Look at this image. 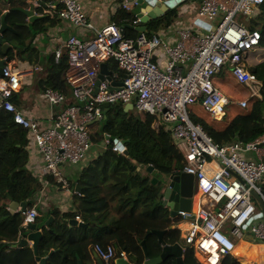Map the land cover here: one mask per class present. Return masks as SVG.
I'll list each match as a JSON object with an SVG mask.
<instances>
[{
  "label": "built area",
  "instance_id": "2783aa9c",
  "mask_svg": "<svg viewBox=\"0 0 264 264\" xmlns=\"http://www.w3.org/2000/svg\"><path fill=\"white\" fill-rule=\"evenodd\" d=\"M30 1L34 7L44 5L46 14L72 26L54 56L56 61L67 56L64 77L75 103L48 88L45 100L59 108L49 126L42 127L37 118L12 101L22 87L23 76L32 69L6 64L0 78V108L14 113L15 122L27 130L28 150L39 153L43 160L37 170L42 181L47 184L46 178L53 176L67 185L61 166L80 164L90 155L95 145L92 127L104 118L105 103L132 104L138 112L155 117V129L165 127L171 132L186 163L181 172L195 176L191 210H179L171 217L180 230L184 252L193 249L200 264H222L246 242L259 246L255 264H264V212L257 198L264 203V134L250 142L237 139L220 145L191 118L195 106L213 120H222L230 105L248 110L256 97L262 98L263 83L250 70V58L261 47L262 34L249 23L264 0H201L197 17L209 22H205L206 30L184 27L175 43L169 42L165 33L126 37L116 23L97 29L82 0ZM122 4L130 8L128 3ZM241 17H245L244 23ZM139 22L140 18L135 25ZM90 31L94 35L85 37ZM161 50L163 64L156 59ZM111 61L117 62L119 70H111L110 78L105 75L98 85L102 64ZM222 72L246 87L248 97L233 101L223 92L215 82ZM113 81L122 84L113 85ZM108 147L127 154L123 140L104 133L101 149ZM39 215L35 207L27 209L23 226L35 222ZM95 252L103 264H115L118 259L113 244H96ZM122 255L127 258L123 251Z\"/></svg>",
  "mask_w": 264,
  "mask_h": 264
},
{
  "label": "trees",
  "instance_id": "16d2710c",
  "mask_svg": "<svg viewBox=\"0 0 264 264\" xmlns=\"http://www.w3.org/2000/svg\"><path fill=\"white\" fill-rule=\"evenodd\" d=\"M47 1V0H45ZM7 18L8 23L17 28L25 27L27 15L21 10L13 9ZM260 12L251 20L250 27L262 34L261 47L264 48V2L259 6ZM178 8L170 9L163 16L146 23L147 35H155L161 27L167 26L177 17ZM43 17L34 23V31L29 37L34 38V32L47 29L50 24L58 22L44 13V5L39 6ZM114 23L126 27V37H136L138 32L133 27L138 19L132 9L121 8L114 17ZM6 33V32H5ZM5 35V34H4ZM19 49V47L17 48ZM23 50V49H21ZM10 49L8 54H12ZM48 85L64 93L74 104L70 86L64 78L68 66L67 56L60 61L55 56L51 58ZM109 69L118 71L117 62H109ZM250 70L262 81V98L256 97L248 110L238 111L225 125H217L216 120L210 121L204 111L193 112L192 120L204 127L212 139L220 145L231 143L237 139L250 142L264 134V59ZM210 117V115H209ZM105 124L101 132H92L94 144H101L104 133L111 138H121L127 141V154L115 152L112 147L105 149L84 170L79 179L82 195L78 196V212L61 213L51 211L54 221L49 227H41L42 219L35 222L44 229V235L39 243L38 255L47 256L52 249L54 253L48 264H79V258L84 264H92L93 260L88 248L101 244L115 245L126 253L130 262L144 264L145 253L142 241L146 240L152 256L158 255L161 247L157 237L150 232L166 230L165 240L174 244L180 241V230L170 229L174 223L169 210L162 200L163 186L161 181L154 183L155 177L181 172L185 160L170 131L165 127L155 129V117L149 113L126 111L124 104L104 106ZM27 130L15 122L14 113L2 109L0 112V264H39L34 249L26 245L17 247L20 243V232L23 236L25 214L12 213L8 209L10 201L26 202L31 206V199L42 189V181L28 169L29 151L26 148ZM157 171L155 176L147 171L148 166ZM264 192V183H263ZM92 226H107V239H94L92 243L88 234L77 241L74 229L69 227V221L77 216ZM82 231L86 229L80 228ZM185 264H200L193 249L185 252ZM222 264H241L231 255Z\"/></svg>",
  "mask_w": 264,
  "mask_h": 264
},
{
  "label": "crops",
  "instance_id": "0c3cea01",
  "mask_svg": "<svg viewBox=\"0 0 264 264\" xmlns=\"http://www.w3.org/2000/svg\"><path fill=\"white\" fill-rule=\"evenodd\" d=\"M52 1L54 0H47L48 3H51ZM82 1L85 4L86 11L89 16V21L97 29H100L110 23H114V19H115L114 17L116 16V14L119 12L121 8H125L122 4L123 2H126L130 5V9L136 12L137 18H139L140 13L143 11V9L146 6L145 4L136 3V1L128 2L127 0H82ZM175 1L176 3L170 6L169 10L178 8L177 17L173 20L171 24L161 27L156 34L164 35L165 33L164 36L167 39L170 38L169 42L175 43L179 39L180 29L184 27H192L195 30H200L204 32L206 30V28L204 27H207L206 24L209 22L203 19H199L197 17V10L201 4V1L200 0H175ZM11 4L16 6L13 9L21 10L23 13H25L23 9H29L32 6V2L30 0H0V10L2 12H7L6 21L9 12L11 10L10 9ZM44 13H45V9H44ZM34 14L40 17L34 18L33 21H30L29 16L26 14L27 23L25 24V27L22 28H17L16 26H12L7 21L8 25L12 27V29L6 31L4 35V39L6 42H9L12 45L11 50L13 51V53L10 54V56L12 57L11 60L6 64L7 65L9 64L13 67H19L22 69L23 68L32 69L31 72H28L26 75L23 76L22 87L19 91H17L13 95L12 101L19 109L23 110L26 114L37 118L41 122L42 127H47L49 126V124H51V116H53V113H55L56 110L59 109L58 107L51 106L50 103H48L45 100V92L48 88H51L48 85L50 78L49 77V67L51 66L50 61L51 58L54 57L55 49L61 46L64 40H66L67 37L69 36L72 26L65 20L61 19L60 17L57 16L53 17L50 15L54 19L58 18L59 19L58 22L52 25L50 24V22L47 23V25L50 26L47 29L43 28L39 31H35L34 38L31 39V37H29V34L31 30L34 31L35 21L43 17V14L39 13V7H35ZM151 20L153 19H150L148 22H150ZM0 21H1V15H0ZM210 24L213 25V23ZM141 25L142 23L139 22V24L134 25V28L136 26H141ZM146 27L148 26L146 25ZM93 35H94V31H90L85 33L84 36L91 37ZM18 47L19 49H17ZM1 49H2V44H0V59H3L5 58V55L2 53ZM156 59L158 60L161 59L160 63L163 64L165 58L162 50L157 53ZM226 77L229 78V76ZM1 111L2 108H0V112ZM199 111L201 110L199 109ZM216 121L218 122V120ZM27 147L28 144L26 143V148ZM28 149L29 148H27V150ZM98 149L99 148L97 147L96 149L94 148L90 153V155L80 164L77 165L63 164L61 166V172L65 176V179L68 181L67 185H64V183L59 182L53 176L47 177L46 179L48 180V183L47 184L44 183L40 177L41 174L37 173V170L43 164L42 157L39 153L35 151L31 153V151L28 150L29 161L27 167L35 177H37L38 179H40V181H42L43 185H42V189H40L31 199L32 205L31 206L27 205V206L28 209H32L33 207H35L39 211L40 215L37 217V219L43 218L42 219L43 224L41 227H45L44 226L45 221L49 219L50 216L53 217V221H54L55 218L52 214H50L51 211L57 209L61 213L78 212V203H79L78 196L82 195L81 193L82 190L79 185V179L83 175V172L88 167V165L94 159H96L100 155V153L104 151L103 149H100L101 151H99ZM12 202H16V201H10L8 205V209L12 213L20 212L19 210H14L11 208L10 205ZM20 204L21 203H19V205ZM22 213L25 214V212ZM79 217L80 218L78 220L82 221V217L81 216ZM83 223H84L83 226L80 225L75 226V225H71L69 221V227H71V229L72 228L74 229V236L76 237L75 239L77 241H79L82 238V236L85 234H88V237L91 239L92 243L95 241L94 239H102V240L107 239L106 236V233L108 232L107 229L106 228L100 229V227L107 226L110 223L106 225L103 224V226H99L98 224V226L95 227L92 226V224L90 223H85V222ZM79 227L86 229L87 231H82L79 229ZM24 232L26 233V236H23V234L20 232V239L27 238V235L30 231L26 230ZM28 245L33 248V243L31 241L28 242ZM258 249L259 246H254L246 242H241L232 256L235 258L236 261L240 262L241 264H255V256L257 257L259 253ZM54 250H56V252L58 251L57 249ZM88 251L90 252L93 260L92 264L102 263L101 259L97 256L95 252V246L93 244H90ZM184 258H185V252H184ZM80 261L84 264V261L81 258H79V262Z\"/></svg>",
  "mask_w": 264,
  "mask_h": 264
},
{
  "label": "water",
  "instance_id": "95a60500",
  "mask_svg": "<svg viewBox=\"0 0 264 264\" xmlns=\"http://www.w3.org/2000/svg\"><path fill=\"white\" fill-rule=\"evenodd\" d=\"M128 2H134L139 4H145V8L140 13L139 18L141 20L142 25L136 26L135 29L139 32L138 34L146 33L147 27L145 23H147L150 19H155L169 10V7L176 3L175 0L167 1L166 3H161L160 1L156 0H127ZM201 1V0H200ZM156 4V5H155ZM23 11L29 16L30 21H33L34 18H39L34 14L35 7L32 5L29 9H23ZM1 21H0V44H2V53L5 55V58L0 59V75H3V69L7 62L11 60V56H8L9 50L12 48V45L9 42H6L4 39V34L7 30L12 29L6 21L7 12H2L0 10ZM134 27V26H133ZM126 27H122L123 33H125ZM112 71L109 69L107 63L102 64L101 73L99 75L98 85L101 81L105 79V75H111ZM126 75L123 74V77ZM113 85H121L122 82L113 81ZM105 107H109L108 103H105ZM126 111H130L134 109L132 104L126 105ZM127 141H123V144H126ZM147 171L152 173L153 176L157 174V171L153 166H148ZM164 179L160 180L159 178L155 177L153 182L157 183V181H161L163 186L162 192V200L164 207L169 209L170 217H174L177 215L179 210L190 211L192 208V197L194 195L196 180L193 174L187 172H175L170 175H164ZM259 202L261 203L263 212H264V203L262 199L257 195ZM11 208L14 210H19L20 212H26L28 209L27 203L22 202L20 205L17 202L11 203ZM20 206V207H19ZM263 213L258 214L257 217L262 216ZM53 221V217L50 216L49 219L45 221V227H49L51 222ZM71 225H80L83 226L84 223L79 221L78 219H71ZM177 228L176 225L173 223L170 226V229ZM24 231L29 230L30 232L27 235V238L21 239L20 243L17 247H24L28 245V242L31 241L33 243V249L37 255V260L39 264H47L49 258L56 252V250L52 249L48 256L40 257L38 255V246L40 241L44 235V229L38 227L36 222L29 223L27 227L23 228ZM165 233L166 230H154L150 232L157 237L158 242L160 244V251L158 255L152 256L150 251L147 247L146 240L142 242L143 250L145 253V262L144 264H185L184 258V249L180 242L170 244L167 243L165 240ZM118 259L116 264H134L130 262L127 258H124L122 255L121 249L117 248ZM79 264H83L81 261ZM103 264V262L101 263Z\"/></svg>",
  "mask_w": 264,
  "mask_h": 264
},
{
  "label": "rangeland",
  "instance_id": "374dc122",
  "mask_svg": "<svg viewBox=\"0 0 264 264\" xmlns=\"http://www.w3.org/2000/svg\"><path fill=\"white\" fill-rule=\"evenodd\" d=\"M244 19L245 17H241L239 20L241 23H244ZM264 59V48L260 47L257 49V51L255 52V55H253V57L250 58V62L252 65H255L257 63H260L262 60ZM215 81L217 82L218 87L225 92L229 97L232 98L233 101L239 100L241 98H245L248 97V95L250 94L247 90L246 87L239 85L235 80L227 78L225 75V72L222 73H218L215 76ZM116 104H124L123 102H117ZM114 105V104H113ZM125 105V104H124ZM108 108V107H105ZM195 109H197L199 111V108H197V106L194 107ZM133 112H136L137 110L134 108L133 110H130ZM202 111V110H201ZM238 111H242V109H239L236 105H230L227 108V113L228 115L222 119V120H218L219 123H216L217 125H225L232 117L233 115L238 112ZM208 115V114H206ZM208 118V120L212 121V118L208 116H206ZM105 124V120L102 119L100 121H97L93 127H92V132H101L102 131V127ZM115 139H121V138H113V140ZM123 140V139H121ZM99 148L98 150L101 151V144H96L94 145V148L96 149V147ZM164 175L159 176L160 180L164 179ZM239 246V245H238ZM237 246V247H238ZM236 247V248H237ZM240 248V247H239ZM246 250V249H244Z\"/></svg>",
  "mask_w": 264,
  "mask_h": 264
},
{
  "label": "clouds",
  "instance_id": "9594fccd",
  "mask_svg": "<svg viewBox=\"0 0 264 264\" xmlns=\"http://www.w3.org/2000/svg\"><path fill=\"white\" fill-rule=\"evenodd\" d=\"M77 219V218H76ZM122 251V250H121ZM127 259H128V257H127ZM129 260V259H128ZM116 264V263H115Z\"/></svg>",
  "mask_w": 264,
  "mask_h": 264
},
{
  "label": "bare ground",
  "instance_id": "6f19581e",
  "mask_svg": "<svg viewBox=\"0 0 264 264\" xmlns=\"http://www.w3.org/2000/svg\"><path fill=\"white\" fill-rule=\"evenodd\" d=\"M235 252V251H234Z\"/></svg>",
  "mask_w": 264,
  "mask_h": 264
}]
</instances>
